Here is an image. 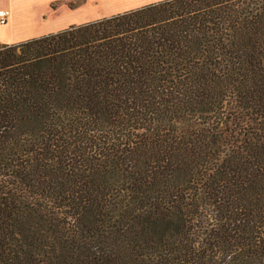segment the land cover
Listing matches in <instances>:
<instances>
[{"label":"trees","instance_id":"1","mask_svg":"<svg viewBox=\"0 0 264 264\" xmlns=\"http://www.w3.org/2000/svg\"><path fill=\"white\" fill-rule=\"evenodd\" d=\"M0 264H264V0L0 43Z\"/></svg>","mask_w":264,"mask_h":264},{"label":"crops","instance_id":"2","mask_svg":"<svg viewBox=\"0 0 264 264\" xmlns=\"http://www.w3.org/2000/svg\"><path fill=\"white\" fill-rule=\"evenodd\" d=\"M56 1L59 0H0V9H8L10 13L7 23L5 25H0V43H9L3 42L4 39H11V44L31 38L40 37L39 34L35 33L38 31H35L34 29L41 28L46 25L54 28H61L63 30L70 26H77L91 22V20L88 19L89 17L87 14V9L82 6L60 8L56 11V15H54L53 18L49 19L48 21L44 20V17L48 14L49 11L54 12V8L52 7V5ZM64 1L72 2L74 0ZM159 1L162 0H139L137 2H141V5H137L133 8L124 10L119 13H123ZM60 14H64V17L62 16V18H57V16ZM104 17L109 16L96 17L92 21ZM58 31L45 33L41 36L50 33H56Z\"/></svg>","mask_w":264,"mask_h":264},{"label":"rangeland","instance_id":"3","mask_svg":"<svg viewBox=\"0 0 264 264\" xmlns=\"http://www.w3.org/2000/svg\"><path fill=\"white\" fill-rule=\"evenodd\" d=\"M74 0L72 2H66L64 0H59L53 3L52 7L54 8V12L49 11L48 14L44 17V20H49L53 18L54 15H56V11L60 8H70V7H77L82 6L87 9L88 19L93 20L96 17H102V16H111L115 13L122 12L124 10L133 8L137 5H141V2H137L139 0ZM52 14V16H51ZM64 17V14H60L57 16V18ZM37 34L40 36L45 33L54 32L58 30H62L61 28H54L50 27L48 25L43 26L41 28H35L34 29ZM11 39H4L3 42H9Z\"/></svg>","mask_w":264,"mask_h":264},{"label":"built area","instance_id":"4","mask_svg":"<svg viewBox=\"0 0 264 264\" xmlns=\"http://www.w3.org/2000/svg\"><path fill=\"white\" fill-rule=\"evenodd\" d=\"M9 15L8 9H0V25H5L7 23Z\"/></svg>","mask_w":264,"mask_h":264}]
</instances>
